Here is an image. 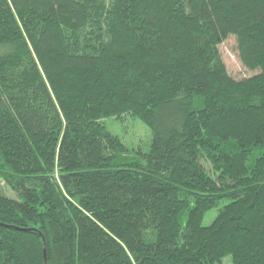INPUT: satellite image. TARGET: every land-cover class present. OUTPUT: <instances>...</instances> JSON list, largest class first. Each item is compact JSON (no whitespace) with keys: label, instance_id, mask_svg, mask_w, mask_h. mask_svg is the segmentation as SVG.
I'll return each mask as SVG.
<instances>
[{"label":"trees","instance_id":"obj_1","mask_svg":"<svg viewBox=\"0 0 264 264\" xmlns=\"http://www.w3.org/2000/svg\"><path fill=\"white\" fill-rule=\"evenodd\" d=\"M0 264H264V0H0Z\"/></svg>","mask_w":264,"mask_h":264},{"label":"rangeland","instance_id":"obj_2","mask_svg":"<svg viewBox=\"0 0 264 264\" xmlns=\"http://www.w3.org/2000/svg\"><path fill=\"white\" fill-rule=\"evenodd\" d=\"M219 52L226 66L227 73L231 77L237 79L250 75V72L247 71L239 61L236 40L234 36H228L219 45ZM114 131L121 136L126 146L135 150H138L142 146L144 139H146L149 133L141 122L130 118L123 119L120 123H118ZM3 191L7 194H10L9 190L5 187L3 188ZM215 215V209L209 210L204 215L202 220L203 225H209Z\"/></svg>","mask_w":264,"mask_h":264}]
</instances>
